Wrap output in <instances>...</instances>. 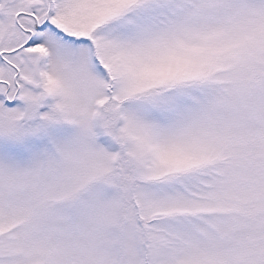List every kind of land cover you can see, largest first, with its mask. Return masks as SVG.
<instances>
[{
    "label": "snow or ice",
    "instance_id": "snow-or-ice-1",
    "mask_svg": "<svg viewBox=\"0 0 264 264\" xmlns=\"http://www.w3.org/2000/svg\"><path fill=\"white\" fill-rule=\"evenodd\" d=\"M0 264H264V0H0Z\"/></svg>",
    "mask_w": 264,
    "mask_h": 264
}]
</instances>
